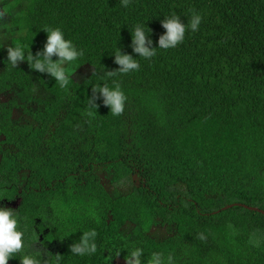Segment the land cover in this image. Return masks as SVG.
<instances>
[{
	"label": "trees",
	"instance_id": "16d2710c",
	"mask_svg": "<svg viewBox=\"0 0 264 264\" xmlns=\"http://www.w3.org/2000/svg\"><path fill=\"white\" fill-rule=\"evenodd\" d=\"M0 11V95L26 97L0 100V207L15 206L25 245L9 264L37 253L41 264L57 254L60 264H113L135 248L142 264L153 253L164 264H264V213L237 205L264 211V0H0ZM194 14L198 30L186 27L177 47L133 53L137 25L158 48L162 20L187 26ZM47 28L83 53L64 87L27 61L5 65L1 32L27 57L43 50ZM117 52L139 70L115 72ZM105 85L127 97L120 116L89 103ZM102 173L115 187L138 184L113 193ZM92 230L96 253L73 255Z\"/></svg>",
	"mask_w": 264,
	"mask_h": 264
},
{
	"label": "clouds",
	"instance_id": "9594fccd",
	"mask_svg": "<svg viewBox=\"0 0 264 264\" xmlns=\"http://www.w3.org/2000/svg\"><path fill=\"white\" fill-rule=\"evenodd\" d=\"M130 0H121L123 7H128ZM202 17L199 14H194L189 25L182 23L178 16L165 18L161 21L162 27L166 29V34L163 35L158 42L157 47H151L153 41L150 39L151 35L146 34L143 26L137 25L132 35V49L133 53L145 59H151L156 55L157 49H170L177 47L183 42L185 37L186 27H190L192 31H197L201 23ZM47 33V41L43 50L35 56L30 52L25 56V49L17 44L16 46L7 47V61L13 66H17L19 62L27 61L30 68L41 74H48L52 76L61 87L69 83L68 71L66 65H71L83 55L82 51L77 48L70 40L64 38L63 32L59 29H45ZM57 57V60H53ZM115 63L119 65V69L115 72L129 73L134 70H139L137 59L133 55L117 52ZM111 75V74H109ZM102 99L105 106L110 108V113L113 116H120L125 110V103L127 97L117 85L114 88L108 86H101L93 89V96L89 103L97 107L96 100ZM91 111L89 115H91ZM24 233L18 229V217L16 212L0 207V264H9L17 253H21L24 248L23 241ZM97 233L95 230L85 231L80 237L79 242L73 243L70 246V251L73 255H91L96 253ZM203 238V237H201ZM119 255V253H117ZM143 255L142 248H135L126 259V264H142L141 256ZM169 264L171 262V257ZM20 264H41L39 253L35 255L25 254L20 258ZM50 264H60L59 254L50 259ZM148 264H164L160 253H153Z\"/></svg>",
	"mask_w": 264,
	"mask_h": 264
},
{
	"label": "rangeland",
	"instance_id": "374dc122",
	"mask_svg": "<svg viewBox=\"0 0 264 264\" xmlns=\"http://www.w3.org/2000/svg\"><path fill=\"white\" fill-rule=\"evenodd\" d=\"M3 9H9V10H11V7H3ZM3 12L4 11L2 10L1 13H3ZM14 13H15V11H14ZM2 15H4V14H2ZM14 16L17 17V14L15 13ZM1 33H2L1 38L3 39L2 40L3 44L5 45L6 44V41H7V45L6 46L7 47L10 46V37L9 36H3V32H1ZM5 65L12 66L10 63H7V62H5ZM76 73L78 74V76H77L78 79H82V78H84L89 73V69L88 68L80 69V70H77ZM4 100H6V97L4 98ZM16 112H18V111H16ZM17 117H18V113H16V119H17ZM0 161H1V157H0ZM102 179H103L102 181L105 184L106 188H108L109 191L110 192H113V193H114L115 190H118L121 193H126L129 189H131V187L133 186L134 183L138 184V181L131 180V182H134V183H131V182H122L120 185H118L117 187H115V185H112L111 178L108 176L107 173H103L102 174ZM133 179H136V178H133ZM126 231H127V234L128 235H131L132 234V231H133V226H127L126 227ZM159 231H160V227H157L156 226V228L152 232L153 236L154 237H158L159 236ZM113 264H126V262L124 260L119 259V260H117L116 263H113Z\"/></svg>",
	"mask_w": 264,
	"mask_h": 264
},
{
	"label": "flooded vegetation",
	"instance_id": "af4514ba",
	"mask_svg": "<svg viewBox=\"0 0 264 264\" xmlns=\"http://www.w3.org/2000/svg\"><path fill=\"white\" fill-rule=\"evenodd\" d=\"M1 68H2V65H1V62H0V70H1ZM2 71V70H1ZM38 90V89H37ZM37 90H35L34 91V93L36 94L37 93ZM39 91V90H38ZM23 94H25V93H22V92H20L19 90H17V92H15L14 90H11V91H9L8 92V94L7 93H2L1 95H0V100L2 101V102H8L9 100H10V98L11 97H15V98H17L18 100H19V103L20 104H24L25 102H26V97L23 95ZM6 97V100H4V98ZM16 111H18V112H16ZM16 113H18V117H17V119H16ZM25 115H24V112H23V110L21 109H16L14 112H13V120L14 121H18V122H20V123H22V124H25L26 122H27V120H26V118L24 117ZM15 118V119H14ZM0 140H2V138L0 139ZM0 157H1V155H0ZM103 174V173H102ZM102 174H101V178H102ZM23 176H22V184L20 185V187L21 186H24L25 185V183H26V177L28 176V174L27 173H23L22 174ZM103 180V179H102ZM1 207H5V208H7V209H14V205L12 204V203H10V202H8V201H2L1 202ZM38 245H40V244H38ZM46 245V244H45ZM47 248H49L50 250H55L57 247H56V244L54 245V244H49V243H47ZM46 247V246H45ZM119 260V259H118ZM122 260V259H121ZM117 262V261H116ZM116 262H114V263H116Z\"/></svg>",
	"mask_w": 264,
	"mask_h": 264
},
{
	"label": "water",
	"instance_id": "95a60500",
	"mask_svg": "<svg viewBox=\"0 0 264 264\" xmlns=\"http://www.w3.org/2000/svg\"><path fill=\"white\" fill-rule=\"evenodd\" d=\"M237 205H239V206H244V207H246V208H249V209H251V210H254V211H259V212H262V213H264V211H261L260 209H258V208H252V207H248V206H245V205H243V204H237ZM230 207H232V206H230Z\"/></svg>",
	"mask_w": 264,
	"mask_h": 264
}]
</instances>
